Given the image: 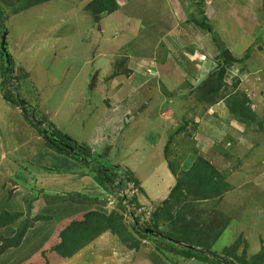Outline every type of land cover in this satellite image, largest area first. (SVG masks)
<instances>
[{
	"label": "rangeland",
	"instance_id": "rangeland-1",
	"mask_svg": "<svg viewBox=\"0 0 264 264\" xmlns=\"http://www.w3.org/2000/svg\"><path fill=\"white\" fill-rule=\"evenodd\" d=\"M117 1L118 12L98 18L86 10L92 0H0L14 61L13 79L3 88L0 75V215L24 214L0 230V248L30 224L20 247L0 255V264L29 262L55 241L64 222L90 211L118 213L131 235L135 225L146 237L136 236L135 250L132 242L103 230L79 241L65 264H155L152 253L170 264L169 253L155 245L161 233L152 221L178 179L168 170L164 150L180 126L185 129L169 150L177 175L202 157L227 189L219 199L187 200L177 209L211 235L229 221L212 250L222 255L237 243L230 260L257 264L264 256V0ZM201 11L215 36L194 24ZM250 49L244 63L228 66L218 103L201 104L205 91L217 86L222 57L243 59ZM2 68L0 54V74ZM14 84L48 121L45 129L52 125L130 172L125 192L103 193L89 169L79 170L50 149L21 109L5 99ZM244 96L253 122L231 113L233 102ZM44 188L63 196L81 192L104 203L76 206L39 191ZM134 197L137 207L128 203Z\"/></svg>",
	"mask_w": 264,
	"mask_h": 264
},
{
	"label": "trees",
	"instance_id": "trees-1",
	"mask_svg": "<svg viewBox=\"0 0 264 264\" xmlns=\"http://www.w3.org/2000/svg\"><path fill=\"white\" fill-rule=\"evenodd\" d=\"M42 1L47 2L50 0ZM79 1L83 2L85 0ZM86 10L99 18L104 15L115 14L120 10V4L117 0H92V2L87 5ZM4 14L5 10L0 3L1 24L4 23ZM193 22L199 29L209 34H214L210 20L206 18L203 11H201L200 17L193 16ZM250 53L251 49L247 51L243 59L222 57L223 65L220 66L215 78L217 86L205 91L204 98L199 100L201 104L208 103L211 106H215L218 103L215 98H218L223 91L228 66L233 64L241 65L245 60L250 58ZM0 54L3 62V68L0 74L2 78L1 88H3L7 84L6 72H8L10 68L6 66L5 57L1 49ZM12 63L13 68V60ZM17 88L19 90V87ZM5 99L20 108L13 90H9L8 95H5ZM232 101H234V99H232ZM248 104L249 101L246 99V96H244L241 101L235 100L232 104L233 106L230 107L231 113L234 114L235 117L245 119L249 122L255 121L256 116ZM32 112L36 114L39 120H42L44 123L48 122L45 118L40 117L36 110L32 109ZM22 114L25 121L39 132L50 149L58 155L75 161L78 168L81 167L79 170L89 169L88 173L94 180V184H96V187H98L103 193L107 192L112 194V188H118V190L122 191L124 183L126 184V188L131 183V173L126 172L128 176L125 177V174L123 173L124 170H122L119 164L116 165L112 164L110 161H102L101 158H105L104 155H99L97 151L92 152L88 146L75 143V141L68 135L56 131L52 125H50L51 128L46 127L48 134L45 136L43 130L32 121L30 116H26L24 113ZM183 129H185V126H180L178 131L170 137L164 150V156L168 162V170L174 176H178V179L175 186L171 189L167 199H165L160 205H157V208L153 213L152 222L158 232L161 233V235L158 234L160 237L155 240V245L157 246L158 251L162 254H164V252L169 253L168 255L171 259L168 261L170 264H179V261L177 260L181 258L186 260L195 259V261L199 263L235 264L230 260V256L239 247L237 243H235L230 250L224 252V254H222L223 256L212 250L213 246L229 227V221H223L222 226L219 225L217 229L214 230V234L211 235L212 233L208 234L209 231L205 233V231L197 225L193 217L190 215H183L177 209L180 204L187 200H189L188 203L191 204L199 198V201H204L206 199L210 200L212 198L219 199L227 189V185H225L220 172L202 157L197 156L186 172L183 171L180 176L177 175L174 166L169 162V150L174 141V137L180 135ZM81 146L85 148V151ZM71 149L74 150L77 155L72 153ZM104 168L108 169L110 172L104 171ZM25 172L27 173L28 171L25 170ZM27 174L32 176L35 180L32 173L29 172ZM136 186H138V188L140 187L139 184H136ZM39 191H42V193L46 195L54 194L62 196L61 199L65 201L64 203H73L76 206L104 203L103 201H100L99 197V199L94 198L93 196L90 197L81 192L67 193L63 196V193L60 190H49L44 188ZM137 200L138 199L135 197L130 199L128 201L129 206L137 207V203H139ZM120 207L121 209L123 208L122 206ZM23 217V213H2L0 215V230L13 226ZM163 225H166L165 228ZM29 228V223H25L19 228L15 238L9 240L0 248V255L10 248H19ZM103 230H105V232L113 231L119 238L132 242L131 246L134 247L135 250H138L140 245L139 241L136 240V236H140L141 238L146 237L142 236L143 230L141 227H136L135 225L131 227V230L133 231V235H131V232L129 233L128 228L122 223V219L118 213L106 215L98 211H90L82 214L80 217L72 218L64 222L62 228L54 237L55 241L53 242V240H51L34 256L32 260L24 264H65L75 255L79 241H89ZM207 234L210 236H207ZM180 243L182 246L179 245ZM158 254L159 253H157L156 256L152 253L151 255H153V258L151 260H153L155 264H163ZM263 260L264 256H260L257 264H262ZM242 264L247 263L243 261Z\"/></svg>",
	"mask_w": 264,
	"mask_h": 264
},
{
	"label": "water",
	"instance_id": "water-1",
	"mask_svg": "<svg viewBox=\"0 0 264 264\" xmlns=\"http://www.w3.org/2000/svg\"><path fill=\"white\" fill-rule=\"evenodd\" d=\"M0 29H2L1 22H0ZM8 36H9V33H8L7 29L4 30V32L0 33V49H1L2 53L4 54L6 66L8 68H10L11 71H12V65H13V63H12V58H11L10 52L8 50ZM16 85L17 84L12 85L11 86V90H13V93H14V95L16 97V101L19 104L22 113H24L26 116H30V118L32 119V121L35 122L38 125V127L41 130H43L44 135L47 136L48 131L44 128L45 123L42 122V120H39L37 118L36 114L34 112H32V109L29 107V105L27 104V102L22 98V96L20 94V91L18 90V88H17ZM71 152L74 153L75 155H77L76 152L74 150H72V149H71ZM104 171L110 172L106 168H104ZM123 173L125 174V177H127V173L125 171ZM122 188H123V191L125 192V189H126V184L125 183L123 184V187ZM150 233H153V232H150ZM179 245L182 246L181 243Z\"/></svg>",
	"mask_w": 264,
	"mask_h": 264
},
{
	"label": "flooded vegetation",
	"instance_id": "flooded-vegetation-1",
	"mask_svg": "<svg viewBox=\"0 0 264 264\" xmlns=\"http://www.w3.org/2000/svg\"><path fill=\"white\" fill-rule=\"evenodd\" d=\"M5 28L2 26V30H0V33L4 32ZM13 69V68H12ZM6 76H7V79H6V82L7 83H10L11 80L13 79L12 75H11V69L8 70V72H6Z\"/></svg>",
	"mask_w": 264,
	"mask_h": 264
},
{
	"label": "clouds",
	"instance_id": "clouds-1",
	"mask_svg": "<svg viewBox=\"0 0 264 264\" xmlns=\"http://www.w3.org/2000/svg\"><path fill=\"white\" fill-rule=\"evenodd\" d=\"M124 172V171H123Z\"/></svg>",
	"mask_w": 264,
	"mask_h": 264
}]
</instances>
